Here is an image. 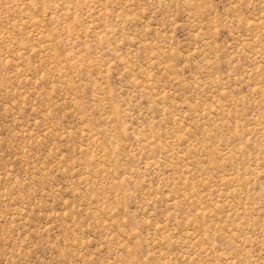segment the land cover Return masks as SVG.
I'll use <instances>...</instances> for the list:
<instances>
[{"label":"rangeland","instance_id":"obj_1","mask_svg":"<svg viewBox=\"0 0 264 264\" xmlns=\"http://www.w3.org/2000/svg\"><path fill=\"white\" fill-rule=\"evenodd\" d=\"M0 264H264V0H0Z\"/></svg>","mask_w":264,"mask_h":264}]
</instances>
